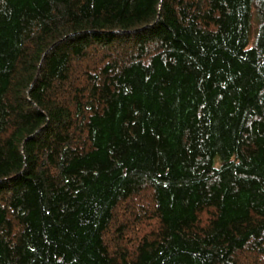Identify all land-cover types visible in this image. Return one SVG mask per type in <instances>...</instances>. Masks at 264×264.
Instances as JSON below:
<instances>
[{
  "label": "trees",
  "instance_id": "16d2710c",
  "mask_svg": "<svg viewBox=\"0 0 264 264\" xmlns=\"http://www.w3.org/2000/svg\"><path fill=\"white\" fill-rule=\"evenodd\" d=\"M0 264H264V0H0Z\"/></svg>",
  "mask_w": 264,
  "mask_h": 264
}]
</instances>
